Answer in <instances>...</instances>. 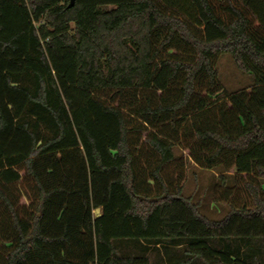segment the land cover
Here are the masks:
<instances>
[{"label": "trees", "instance_id": "obj_1", "mask_svg": "<svg viewBox=\"0 0 264 264\" xmlns=\"http://www.w3.org/2000/svg\"><path fill=\"white\" fill-rule=\"evenodd\" d=\"M263 178L264 0H0V264H264Z\"/></svg>", "mask_w": 264, "mask_h": 264}, {"label": "rangeland", "instance_id": "obj_2", "mask_svg": "<svg viewBox=\"0 0 264 264\" xmlns=\"http://www.w3.org/2000/svg\"><path fill=\"white\" fill-rule=\"evenodd\" d=\"M219 78L222 84L230 91H236L246 87L253 82L251 74L241 71L235 64L231 54L221 55L218 61ZM175 153L178 157L183 156L187 163V175L184 185V195L191 197L194 202L199 203L203 214L211 219H221L229 210V206L224 202H216L220 199V193L215 191L218 184V170L203 169L188 158V153L176 147ZM231 183V179L228 180ZM264 186V178L262 179ZM237 195L246 198L245 191L239 188ZM96 216L101 214V209L94 211Z\"/></svg>", "mask_w": 264, "mask_h": 264}, {"label": "crops", "instance_id": "obj_3", "mask_svg": "<svg viewBox=\"0 0 264 264\" xmlns=\"http://www.w3.org/2000/svg\"><path fill=\"white\" fill-rule=\"evenodd\" d=\"M98 209H101V208H98ZM101 212H102V209H101ZM178 250V248L176 249V251H173V260H175V261H179L180 260V253H179V251H177ZM161 252V254H163V252L162 251H160ZM176 254V255H175ZM182 264H185V261H184V263L182 262Z\"/></svg>", "mask_w": 264, "mask_h": 264}]
</instances>
